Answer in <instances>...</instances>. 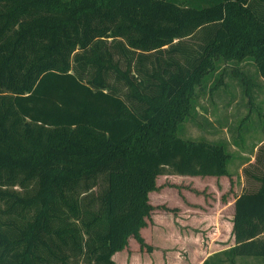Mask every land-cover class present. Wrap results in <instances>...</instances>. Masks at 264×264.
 Listing matches in <instances>:
<instances>
[{"label": "trees", "instance_id": "1", "mask_svg": "<svg viewBox=\"0 0 264 264\" xmlns=\"http://www.w3.org/2000/svg\"><path fill=\"white\" fill-rule=\"evenodd\" d=\"M229 63L264 84V0H0V264H115L158 177H227L224 145L176 120ZM255 159L233 246L203 264H264V144Z\"/></svg>", "mask_w": 264, "mask_h": 264}, {"label": "rangeland", "instance_id": "2", "mask_svg": "<svg viewBox=\"0 0 264 264\" xmlns=\"http://www.w3.org/2000/svg\"><path fill=\"white\" fill-rule=\"evenodd\" d=\"M53 1L65 6L73 0ZM239 70L256 83L252 99L231 77ZM223 71L227 75L218 91L211 95L218 77L214 73L187 95L185 99L189 101H185L176 121L183 124L178 132L180 138L224 145L228 176L158 177L147 195L151 211L139 230L143 244L129 238L125 248L113 256L115 264H203L233 246L234 198L252 188L244 170L248 165L258 167L255 158L264 144V84L254 78L252 63L221 64L220 74ZM221 264L228 262L222 260ZM235 264L261 262L242 258Z\"/></svg>", "mask_w": 264, "mask_h": 264}]
</instances>
